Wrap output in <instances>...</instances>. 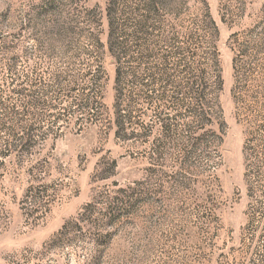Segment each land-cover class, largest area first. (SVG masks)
I'll return each mask as SVG.
<instances>
[{
    "label": "rangeland",
    "instance_id": "374dc122",
    "mask_svg": "<svg viewBox=\"0 0 264 264\" xmlns=\"http://www.w3.org/2000/svg\"><path fill=\"white\" fill-rule=\"evenodd\" d=\"M0 264H264V0H0Z\"/></svg>",
    "mask_w": 264,
    "mask_h": 264
},
{
    "label": "trees",
    "instance_id": "16d2710c",
    "mask_svg": "<svg viewBox=\"0 0 264 264\" xmlns=\"http://www.w3.org/2000/svg\"><path fill=\"white\" fill-rule=\"evenodd\" d=\"M109 26L111 28V32H110V45H111V50H112V48L114 47V45H113L114 44L113 36L115 37V33L117 32V28H115V24L112 21L109 22ZM214 54H215V57H214L215 63L218 64L216 50H214ZM116 79H117V85L119 86L120 83L123 80L121 70H119V69L117 70ZM218 82H219L220 85L223 84L222 76L220 75V70H219V75H218Z\"/></svg>",
    "mask_w": 264,
    "mask_h": 264
}]
</instances>
